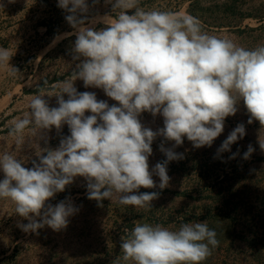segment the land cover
<instances>
[{"label": "clouds", "instance_id": "obj_1", "mask_svg": "<svg viewBox=\"0 0 264 264\" xmlns=\"http://www.w3.org/2000/svg\"><path fill=\"white\" fill-rule=\"evenodd\" d=\"M109 3L116 14L96 29L86 26L80 15L87 12L88 0H57L75 30L73 76L54 95L32 96L30 111L16 118L10 131L17 147L26 143V131L38 135L67 125L70 135L55 149L34 144L39 162L33 161L31 168L14 153L0 151V199L10 200L15 213L28 221L18 225L24 232L38 234L45 226L58 232L68 226L78 209L71 202L49 201L78 176L87 181V198L101 206L108 200L137 211L151 209L159 193L140 189L167 188L168 163L184 158L174 149L185 138L194 148L212 146L241 101L250 114L248 122L256 120L264 127V43L248 48L230 37L209 34L194 16L143 10L139 0ZM11 57L0 47V68ZM78 79L118 104L98 100L95 92L78 91ZM45 96H55L58 106L50 107ZM145 112L163 117V127H145L139 119ZM245 135V125L237 124L217 157ZM157 136L174 144L166 148L161 143L166 159L150 171ZM258 144L264 151L260 136ZM254 151L249 145L243 159ZM216 237L207 221L182 223L177 229L137 222L119 246L122 260L131 264H202L219 243Z\"/></svg>", "mask_w": 264, "mask_h": 264}, {"label": "rangeland", "instance_id": "obj_2", "mask_svg": "<svg viewBox=\"0 0 264 264\" xmlns=\"http://www.w3.org/2000/svg\"><path fill=\"white\" fill-rule=\"evenodd\" d=\"M102 4L113 10L109 0H88L87 12L80 14L86 26L103 28L114 18L100 15L107 11ZM169 5L168 12L198 18L209 34L230 37L248 48L264 43V0H185ZM66 14L57 0H0V47L12 56L8 66L0 68V151L14 153L27 168L33 167V161L39 162L34 144L55 149L70 135L67 125L38 135L26 131V143L21 147L10 135L12 122L30 111L32 96L54 95L60 90L58 85L73 76L71 49L76 36ZM74 86L80 92H95L98 100L109 105L118 104L102 89L85 88L82 80H76ZM45 99L50 107L58 106L55 96ZM249 117L241 101L212 146L194 148L185 138L184 144L174 149L184 158L168 163L169 186L140 189L159 193L147 211L108 200L99 205L87 198V181L78 176L49 201L53 205L71 202L78 209L69 217L68 226L58 232L45 226L37 234L22 231L18 225L28 221L15 213L10 200L0 199V264H131L122 260L119 245L135 223L177 229L182 223L198 221H207L219 242L202 264H264V151L258 144L259 136L264 140V127L256 120L249 123ZM139 119L153 131L163 127L159 115L145 112ZM240 123L245 125L246 135L230 152L217 157V149ZM162 142L166 148L174 144L156 137L149 157L150 171L166 159L159 148ZM249 145L255 151L243 159ZM233 153L236 157L229 159ZM153 179L158 185L159 178L154 175Z\"/></svg>", "mask_w": 264, "mask_h": 264}, {"label": "crops", "instance_id": "obj_3", "mask_svg": "<svg viewBox=\"0 0 264 264\" xmlns=\"http://www.w3.org/2000/svg\"><path fill=\"white\" fill-rule=\"evenodd\" d=\"M178 1H185V0H139V3L137 6L142 8L143 10H149V9L152 10V8H155L156 10H159V11H167L166 9L170 6L169 4L171 2H178ZM100 7L103 8L104 11L107 10L106 12H103L100 15L102 16L107 15V17L115 16L114 14L115 12H113V10L112 11L109 10L110 9L109 6L102 4ZM131 10L134 11L135 9H131ZM116 11L118 12V9Z\"/></svg>", "mask_w": 264, "mask_h": 264}]
</instances>
